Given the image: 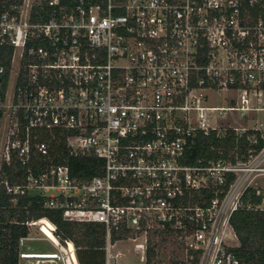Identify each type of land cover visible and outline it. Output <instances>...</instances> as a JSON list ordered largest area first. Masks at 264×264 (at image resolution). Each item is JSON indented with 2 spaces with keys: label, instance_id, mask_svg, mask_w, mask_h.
<instances>
[{
  "label": "built area",
  "instance_id": "1",
  "mask_svg": "<svg viewBox=\"0 0 264 264\" xmlns=\"http://www.w3.org/2000/svg\"><path fill=\"white\" fill-rule=\"evenodd\" d=\"M0 49L7 194H36L64 221L101 224L105 264H120L111 247L124 238L140 264H239L230 217L264 212V144L246 159L186 158L211 131L264 140V0H22L0 11ZM228 113L247 122L224 123ZM59 143L99 158L100 173L83 179L53 163ZM13 159L21 180L10 184L2 166ZM167 237L178 250L165 261ZM29 238L18 259L79 264L72 241L24 251Z\"/></svg>",
  "mask_w": 264,
  "mask_h": 264
},
{
  "label": "trees",
  "instance_id": "2",
  "mask_svg": "<svg viewBox=\"0 0 264 264\" xmlns=\"http://www.w3.org/2000/svg\"><path fill=\"white\" fill-rule=\"evenodd\" d=\"M22 0H0V11L10 5L20 4ZM6 52L9 50L6 49ZM2 50L0 49V55ZM0 63L7 65L8 59ZM247 133L241 137L233 130H226L224 135L217 136L215 131L209 134H200L196 138L195 146L188 152L186 162L194 164L198 159L203 163L209 160L246 159L247 151H258L264 140L258 139L256 144H249L245 140ZM53 163H67L71 172L83 179H89L100 173L102 161L91 155H68L66 147L61 143L51 149ZM5 180L10 184L18 183L21 178L18 173L21 167L16 160L10 165H3ZM212 196L207 193L204 197L208 200ZM195 194V201H198ZM246 198L244 195L243 199ZM15 199V200H13ZM46 219L55 226L54 235L62 243L64 240L73 242L79 264H105V231L101 224L74 223L64 221L61 211L51 209L43 204V199L36 194L12 196L7 194L0 184V264H18V241L28 235L27 222ZM238 245L233 251L239 259V264H264V212L240 208L230 217ZM126 235V234H124ZM120 238L112 233L111 241ZM147 259H151V249L147 251Z\"/></svg>",
  "mask_w": 264,
  "mask_h": 264
},
{
  "label": "rangeland",
  "instance_id": "3",
  "mask_svg": "<svg viewBox=\"0 0 264 264\" xmlns=\"http://www.w3.org/2000/svg\"><path fill=\"white\" fill-rule=\"evenodd\" d=\"M219 94L220 96L223 95L222 93H219ZM213 104L218 107L225 105L222 99L214 100ZM228 114L229 115H227L224 119V123L238 125V124H243L247 122L246 119L241 120L238 115H235V114L230 115V113ZM257 119L259 122H263L264 113L260 112L257 115ZM258 182L262 184V180H258ZM38 227L39 226L35 224L28 226V231H29L28 237L30 238L24 241L22 250L31 251V252H51L54 250L58 251V246L55 249L50 242L43 239L44 238V236L42 235L43 233L40 232ZM133 243L134 242L124 238L114 243V245L111 247V252L113 254L119 252V256L117 260L120 264H140L137 260V256L134 254L133 247H132ZM230 243L233 246L237 245L236 239H233ZM61 244H64V242H62ZM177 250L178 249L176 248L174 242H172V239L167 237V240L165 242L160 243V247L158 251L160 253L159 255L161 259H164L166 261L168 260V257L170 258V260H172ZM18 261L20 264H29V261L27 260L18 259ZM32 261L35 262L36 260L33 259Z\"/></svg>",
  "mask_w": 264,
  "mask_h": 264
},
{
  "label": "bare ground",
  "instance_id": "4",
  "mask_svg": "<svg viewBox=\"0 0 264 264\" xmlns=\"http://www.w3.org/2000/svg\"><path fill=\"white\" fill-rule=\"evenodd\" d=\"M33 224L38 225L40 228V231L53 243H57V239L52 234L51 230V223L48 222L46 219L42 218L40 220L34 221ZM42 257V256H40ZM76 260V259H75Z\"/></svg>",
  "mask_w": 264,
  "mask_h": 264
},
{
  "label": "crops",
  "instance_id": "5",
  "mask_svg": "<svg viewBox=\"0 0 264 264\" xmlns=\"http://www.w3.org/2000/svg\"><path fill=\"white\" fill-rule=\"evenodd\" d=\"M44 240H47L45 237L43 238ZM48 241V240H47ZM237 241V245H238V240H236ZM49 242V241H48ZM236 245V246H237ZM53 246V245H52ZM55 251V250H54ZM19 262V261H18ZM20 264V263H19Z\"/></svg>",
  "mask_w": 264,
  "mask_h": 264
}]
</instances>
